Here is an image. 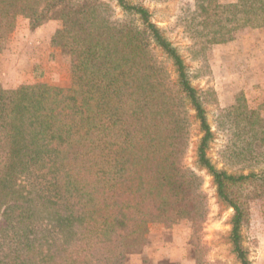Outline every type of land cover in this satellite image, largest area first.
I'll return each instance as SVG.
<instances>
[{
	"label": "trees",
	"instance_id": "16d2710c",
	"mask_svg": "<svg viewBox=\"0 0 264 264\" xmlns=\"http://www.w3.org/2000/svg\"><path fill=\"white\" fill-rule=\"evenodd\" d=\"M113 3L0 0V52L20 16L32 30L57 21L51 40L70 64L67 87L0 83V264H131L149 226L182 221L194 263L210 264L200 243L209 214L203 179L184 165L192 113L199 165L233 210L232 251L251 264L243 230L251 204L264 201V118L243 94L221 112V157L240 169L217 168L206 110L216 95L193 81L214 46L264 26V0H193L182 21L197 72L146 7Z\"/></svg>",
	"mask_w": 264,
	"mask_h": 264
},
{
	"label": "rangeland",
	"instance_id": "374dc122",
	"mask_svg": "<svg viewBox=\"0 0 264 264\" xmlns=\"http://www.w3.org/2000/svg\"><path fill=\"white\" fill-rule=\"evenodd\" d=\"M113 5V0H103ZM142 4L152 14L153 22L166 32L177 46L193 72L201 67L192 61L186 48L190 40L184 32L182 19L193 0H133ZM234 1V0H220ZM121 12L117 9V16ZM60 23L50 21L32 30L29 21L20 16L10 35L6 48L0 52V83L7 89L46 83L67 87L70 80L69 59L59 46L52 43V36ZM161 55V54H160ZM206 67L200 78L193 81L199 90L215 92V103L206 106L214 140L208 156L219 169L236 173L239 167L225 165L221 152L228 142L227 133L217 127L222 111L235 103L243 94L249 107L260 111L264 118V26L241 35L233 43L214 46L208 53ZM169 70L175 78L174 69ZM192 113L191 141L184 157V165L203 179V192L208 201L209 214L200 234L202 255L210 264H239L230 243L233 210L218 197L213 178L198 162V145L202 137L200 124ZM2 226V224L0 225ZM190 227L182 221L172 229L158 224L149 226L146 246L133 257L131 264H195L187 242ZM243 245L251 264H264V201L251 204V220L243 230Z\"/></svg>",
	"mask_w": 264,
	"mask_h": 264
},
{
	"label": "crops",
	"instance_id": "0c3cea01",
	"mask_svg": "<svg viewBox=\"0 0 264 264\" xmlns=\"http://www.w3.org/2000/svg\"><path fill=\"white\" fill-rule=\"evenodd\" d=\"M59 28V26L57 25V29ZM169 230V229H168ZM133 261V260H132Z\"/></svg>",
	"mask_w": 264,
	"mask_h": 264
}]
</instances>
